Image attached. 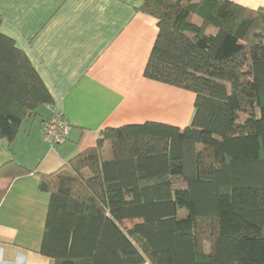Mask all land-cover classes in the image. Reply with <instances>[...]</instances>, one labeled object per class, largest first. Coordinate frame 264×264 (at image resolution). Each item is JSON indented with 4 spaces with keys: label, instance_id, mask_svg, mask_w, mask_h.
<instances>
[{
    "label": "trees",
    "instance_id": "16d2710c",
    "mask_svg": "<svg viewBox=\"0 0 264 264\" xmlns=\"http://www.w3.org/2000/svg\"><path fill=\"white\" fill-rule=\"evenodd\" d=\"M140 11L159 29L144 75L195 94L192 121L105 128L95 146L40 174L50 194L41 254L52 264H264V8L145 0ZM2 23L10 159L0 205L16 178L37 173L14 156L22 124L53 104Z\"/></svg>",
    "mask_w": 264,
    "mask_h": 264
},
{
    "label": "crops",
    "instance_id": "0c3cea01",
    "mask_svg": "<svg viewBox=\"0 0 264 264\" xmlns=\"http://www.w3.org/2000/svg\"><path fill=\"white\" fill-rule=\"evenodd\" d=\"M144 1L0 0L1 32L25 52L53 98L13 144L16 160L37 173L16 178L0 205V264H52L41 254L50 194L39 189L40 174L95 146L105 128L151 121L183 129L192 121L195 94L144 75L159 31L140 11ZM229 1L264 8V0ZM54 113L71 129L52 147L44 123ZM9 159L0 139V165Z\"/></svg>",
    "mask_w": 264,
    "mask_h": 264
},
{
    "label": "built area",
    "instance_id": "2783aa9c",
    "mask_svg": "<svg viewBox=\"0 0 264 264\" xmlns=\"http://www.w3.org/2000/svg\"><path fill=\"white\" fill-rule=\"evenodd\" d=\"M71 127L61 113H54L44 125V139L53 147L67 141Z\"/></svg>",
    "mask_w": 264,
    "mask_h": 264
},
{
    "label": "rangeland",
    "instance_id": "374dc122",
    "mask_svg": "<svg viewBox=\"0 0 264 264\" xmlns=\"http://www.w3.org/2000/svg\"><path fill=\"white\" fill-rule=\"evenodd\" d=\"M187 92H189V91H187ZM189 93H190V94H193L192 92H189ZM43 109H44V107H43ZM43 109L41 110V112H44ZM38 122H39V121H38ZM108 149H109V148L107 147V151L104 153L105 156H106V155L108 154V152H109ZM182 214H184V213H182Z\"/></svg>",
    "mask_w": 264,
    "mask_h": 264
}]
</instances>
